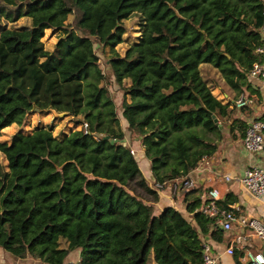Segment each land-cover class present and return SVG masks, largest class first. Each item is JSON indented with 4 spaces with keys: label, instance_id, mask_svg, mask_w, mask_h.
Wrapping results in <instances>:
<instances>
[{
    "label": "trees",
    "instance_id": "1",
    "mask_svg": "<svg viewBox=\"0 0 264 264\" xmlns=\"http://www.w3.org/2000/svg\"><path fill=\"white\" fill-rule=\"evenodd\" d=\"M1 17L0 135L17 129L0 139V249L43 264H201L202 245L221 238L218 215L197 210L195 189L183 196L190 217L172 207L153 214L158 187L124 144L98 55L155 184H184L227 124L230 136L244 134L235 100L262 42L264 0H0ZM130 17L138 35L126 42ZM45 30L57 33L50 50ZM218 79L231 100L212 94ZM50 110L73 127L22 130L29 113ZM233 202L228 193L216 204Z\"/></svg>",
    "mask_w": 264,
    "mask_h": 264
},
{
    "label": "crops",
    "instance_id": "2",
    "mask_svg": "<svg viewBox=\"0 0 264 264\" xmlns=\"http://www.w3.org/2000/svg\"><path fill=\"white\" fill-rule=\"evenodd\" d=\"M99 63H101L100 59ZM104 63L106 68H100L109 83L108 89L123 132L124 144L130 148L148 185L157 187L150 172L149 162L139 146L138 138L128 129L125 119L122 120L123 122L120 120L117 110L121 114L122 92L114 83L107 61ZM213 90L216 92L214 93ZM213 90L212 94L222 102L233 97V93L222 84V81L218 82V86ZM242 98L246 100V104L241 108L234 107V118L248 125L264 115V83L260 79L247 77ZM228 129L227 124L222 132V139L216 144L215 152L187 174L190 183L183 184V180L177 179L158 188L157 200L152 203L153 214H158L165 207H172L190 217L191 213L186 212V202L183 201L185 191L195 189L193 195L205 203L210 199L207 192L214 190L218 195L217 200H222L228 193L232 195L234 202L231 204V209L237 216L264 222V195L253 196L240 181L247 168L251 166L264 168V147L258 152H249L243 148L242 136L236 128L231 132L233 136H230ZM221 232L220 240L206 241L216 259V264H244L248 254L261 253L264 256V241L252 235L247 228L234 224L230 230ZM228 246H232L231 254L226 253Z\"/></svg>",
    "mask_w": 264,
    "mask_h": 264
},
{
    "label": "built area",
    "instance_id": "3",
    "mask_svg": "<svg viewBox=\"0 0 264 264\" xmlns=\"http://www.w3.org/2000/svg\"><path fill=\"white\" fill-rule=\"evenodd\" d=\"M259 34L262 42L254 49L257 59L251 64L247 77L260 79L264 83V19L259 26ZM245 104L246 100L242 97L235 100V106L237 107ZM241 142L243 148L249 152L254 153L261 150L264 147V122L262 120L251 121L244 131ZM240 181L244 188L253 196L264 195V168L260 166L247 168ZM188 183L190 182H184V184ZM157 187L159 188L160 186L158 185ZM207 195L210 199L197 210L210 217L218 215L216 222L221 231H228L234 227V224H238L247 228L252 235L264 241V222L237 216L234 210L219 209L216 204L217 192L209 190ZM226 253H232V246L226 248ZM201 264H216V259L206 243L202 245ZM244 264H264V256L261 253L248 254Z\"/></svg>",
    "mask_w": 264,
    "mask_h": 264
},
{
    "label": "rangeland",
    "instance_id": "4",
    "mask_svg": "<svg viewBox=\"0 0 264 264\" xmlns=\"http://www.w3.org/2000/svg\"><path fill=\"white\" fill-rule=\"evenodd\" d=\"M25 22V19H20L16 23H13L14 25H18L20 23ZM0 24H5L6 26H9V23L5 21L2 17L0 18ZM12 24V25H13ZM123 26L125 29V33L123 37L125 38L126 42L133 41L135 37L138 35V27L136 25V20L134 18H129L123 22ZM57 33L51 32L50 30H45L44 35L42 37V42L44 45V48L47 50L52 49L53 44L56 40ZM123 46L119 47V50L122 51ZM98 58L101 60L100 67L104 69L105 66V60L101 59V56L98 55ZM204 70V73L208 74L209 76L214 78V71L212 69L202 68ZM218 82H221L220 79H218ZM214 91V90H213ZM216 91H214L215 93ZM118 115H120V120H124L121 114H119V110H117ZM53 117L50 113H37L32 112L29 113L26 117L25 123L22 126L23 131H31L36 124H48L49 122H53V134H57L58 132H67L71 127H73V123L70 119L64 117L62 119H59L57 121L52 120ZM52 120V121H51ZM123 122V121H122ZM17 129L16 125H10L1 130L0 139L1 140H8L11 136V134ZM77 258V252L73 251L67 256L68 261H73ZM0 264H43L42 262L38 261L37 259L31 258V257H25L23 259L11 257L9 254L5 252H0Z\"/></svg>",
    "mask_w": 264,
    "mask_h": 264
},
{
    "label": "water",
    "instance_id": "5",
    "mask_svg": "<svg viewBox=\"0 0 264 264\" xmlns=\"http://www.w3.org/2000/svg\"><path fill=\"white\" fill-rule=\"evenodd\" d=\"M50 113L52 115V117H62L64 115L63 112H60V113H56L55 111L53 110H50ZM220 127V126H219Z\"/></svg>",
    "mask_w": 264,
    "mask_h": 264
}]
</instances>
